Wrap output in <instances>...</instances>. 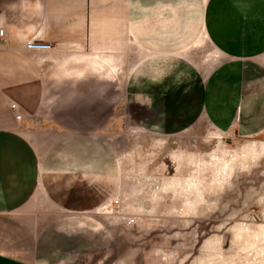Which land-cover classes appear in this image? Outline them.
Listing matches in <instances>:
<instances>
[{
    "label": "rangeland",
    "instance_id": "374dc122",
    "mask_svg": "<svg viewBox=\"0 0 264 264\" xmlns=\"http://www.w3.org/2000/svg\"><path fill=\"white\" fill-rule=\"evenodd\" d=\"M207 2L129 0L135 37L114 70L78 51L41 61L48 123L23 127L86 140L88 171L81 204L39 206L50 212L40 228L56 230L52 264H264V130H220L201 112L204 84L225 61L205 32ZM117 3L126 0H104V13ZM154 21L167 44L149 50L192 72H132L151 55L143 37ZM114 197L121 207L102 214Z\"/></svg>",
    "mask_w": 264,
    "mask_h": 264
},
{
    "label": "crops",
    "instance_id": "0c3cea01",
    "mask_svg": "<svg viewBox=\"0 0 264 264\" xmlns=\"http://www.w3.org/2000/svg\"><path fill=\"white\" fill-rule=\"evenodd\" d=\"M134 13L129 0L109 5L105 13L104 0H0V29L6 30V40L0 39V264H52L56 230L48 223L40 228L50 212L43 216L39 206L81 204L86 198V140L65 143L61 135L23 127L48 123L49 106L45 111L39 104L48 92L41 61L46 54L71 59L69 54L78 51L80 60L116 69L120 46L135 37ZM152 23L143 38L149 46L167 44L161 22ZM204 27L225 61L204 84L201 112L220 130L237 121L244 135L263 131L264 77L258 58L264 55V0H208ZM39 32L53 46L51 52L26 50ZM149 53L132 72H192L179 68L175 55ZM11 102L19 104L24 121L15 120Z\"/></svg>",
    "mask_w": 264,
    "mask_h": 264
},
{
    "label": "built area",
    "instance_id": "2783aa9c",
    "mask_svg": "<svg viewBox=\"0 0 264 264\" xmlns=\"http://www.w3.org/2000/svg\"><path fill=\"white\" fill-rule=\"evenodd\" d=\"M0 39L1 40H6V30L5 28L0 29ZM25 48L27 51L30 52H51L54 48L51 44L47 42V40L44 38L43 32L37 33L33 38H31L26 44ZM40 48V49H39ZM11 110L15 115V118L17 120H22L24 117L22 114V109L17 103H11ZM108 204V203H107ZM121 207V199L119 197H114L110 204L101 207V212L102 214H110L111 211L109 212V208L113 210L119 209ZM128 224L132 223L131 220H128Z\"/></svg>",
    "mask_w": 264,
    "mask_h": 264
},
{
    "label": "bare ground",
    "instance_id": "6f19581e",
    "mask_svg": "<svg viewBox=\"0 0 264 264\" xmlns=\"http://www.w3.org/2000/svg\"><path fill=\"white\" fill-rule=\"evenodd\" d=\"M40 49V48H39ZM38 53H42V52H38Z\"/></svg>",
    "mask_w": 264,
    "mask_h": 264
}]
</instances>
